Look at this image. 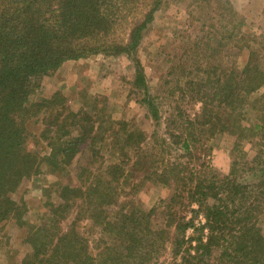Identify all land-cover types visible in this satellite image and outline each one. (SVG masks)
I'll return each instance as SVG.
<instances>
[{"label": "trees", "instance_id": "16d2710c", "mask_svg": "<svg viewBox=\"0 0 264 264\" xmlns=\"http://www.w3.org/2000/svg\"><path fill=\"white\" fill-rule=\"evenodd\" d=\"M163 2L0 0V243L4 223L20 213L11 194L38 172L43 160L27 148V123L42 117L40 138L50 148L44 161L52 167L70 165L83 144L95 157L94 142L105 127L96 126L90 115L71 110L61 92L37 101L35 94L43 77L67 61L126 54L134 61V85L145 90L143 103L152 118L158 119V109L147 94L143 67L135 56ZM257 57L251 51L243 69L230 72L225 80L223 75L213 81L210 69L206 71V79L199 82L201 109L195 119L202 135L228 131L237 135L235 147L247 133L248 137L264 136V93L250 106L258 116L256 123L247 127L239 111L245 97L264 84ZM216 103L231 112L225 118L217 115L211 108ZM108 128L111 145L120 144L119 153L132 162V168L146 167L150 179L172 188L173 194L161 202V209H127L118 203L124 162L102 166L98 172L92 163L82 166L81 180L62 186L59 203L50 205L41 225L30 228L26 242L31 251L20 264H152L168 248L170 264H264V235L250 213L242 211L247 187L234 175L236 163L227 175L211 164L197 170H189L184 163L159 169L150 165V154L143 150L142 131L113 119ZM195 141L188 133L185 150ZM126 148L132 149L133 156ZM256 164L254 171L264 182V163ZM159 213L164 215L162 226L154 224ZM199 217L203 220L197 224ZM83 218L99 232L95 252L80 230Z\"/></svg>", "mask_w": 264, "mask_h": 264}, {"label": "rangeland", "instance_id": "374dc122", "mask_svg": "<svg viewBox=\"0 0 264 264\" xmlns=\"http://www.w3.org/2000/svg\"><path fill=\"white\" fill-rule=\"evenodd\" d=\"M251 51L258 55L255 62L264 72V0H165L134 55L143 67L147 94L158 109V119L152 118L143 103L145 90L134 85V61L126 54H96L67 61L43 77L35 94L37 101L61 92L71 110L90 115L94 124L105 125L102 129L106 131L102 130L94 142L93 149L98 151L95 157H91L92 149L83 144L70 165L52 167L44 161L50 148L40 138L44 129L42 117L27 123L30 132L27 148L38 160H43L38 172L24 179L11 194L20 213L4 223L0 264L21 263L31 251L26 242L30 228L41 225L50 205L59 203L61 187L79 182L82 166L87 167L89 163L98 172L102 166L124 162L125 176L120 180L118 203L127 209L133 206L145 211L153 207L161 209V202L168 201L172 188L150 179L146 167L132 168V162L119 153L120 144L119 147L111 145L108 139L111 119L127 122L129 128L144 133L143 150L150 154V165L159 169L184 163L189 170H197L200 165L211 164L220 174L227 175L236 163L234 175L247 187L241 201L242 211L250 213L264 235V182L254 171L256 162L264 163V136L248 137L247 133L246 138L238 141L239 147H235L237 135L228 131L214 135L205 132L208 137H202L205 135L200 133L199 122L195 120L201 109L199 82L206 79V71L210 69L213 81L223 75L225 80L230 72L243 69ZM263 93L264 84L255 94L245 97L239 108L247 127L257 122L258 116L250 106ZM211 108L224 118L231 112L217 107V103ZM188 133L196 141L186 151L183 141ZM126 152L133 156L132 149L126 148ZM200 220L203 218L199 217L196 223ZM81 222L80 230L95 252L99 232L86 218ZM163 223L164 215L155 214L154 224L162 226ZM188 233L192 234V230ZM171 257L168 248L152 264H170Z\"/></svg>", "mask_w": 264, "mask_h": 264}]
</instances>
